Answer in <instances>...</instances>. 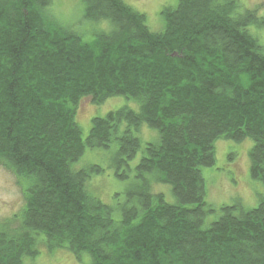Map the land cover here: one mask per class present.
Instances as JSON below:
<instances>
[{
  "label": "trees",
  "instance_id": "trees-1",
  "mask_svg": "<svg viewBox=\"0 0 264 264\" xmlns=\"http://www.w3.org/2000/svg\"><path fill=\"white\" fill-rule=\"evenodd\" d=\"M80 1L87 23H107L89 41L53 0H0V165L28 181L19 213L0 221V264H34L40 246L82 264H264V195L207 224L202 174L216 141L249 140L250 177L264 184V43L252 32L264 16L239 0H177L153 31L124 0ZM114 96L138 109L93 117L83 137L81 99ZM144 124L157 140L142 143ZM113 145L110 168L132 179L119 208L87 189L101 165L73 168Z\"/></svg>",
  "mask_w": 264,
  "mask_h": 264
},
{
  "label": "rangeland",
  "instance_id": "rangeland-1",
  "mask_svg": "<svg viewBox=\"0 0 264 264\" xmlns=\"http://www.w3.org/2000/svg\"><path fill=\"white\" fill-rule=\"evenodd\" d=\"M134 9L146 16L147 25L153 31H159L163 26L160 11L164 6L175 5L177 0H124ZM245 7L257 10L259 16H264V0H239ZM53 15L58 21L69 27L80 30L83 40L93 38V32L107 28L106 22L96 25L87 23L83 19V5L80 0H53L51 6ZM93 29V30H92ZM264 43V29L252 28ZM138 109V103L134 99L123 96H114L101 104H95L90 97H84L78 104L76 122L85 137L90 129L91 120L95 116H104L111 110L120 107ZM142 143L157 140L156 130L142 125L138 132ZM251 141L243 140L234 142L231 140H218L215 142L216 163L211 167L202 168V174L206 182V200L215 208L216 212L210 214L208 224L219 215V209L223 205L239 202L244 209L257 205L261 196L264 195V184L252 179L249 174V149ZM115 151V145L109 149L86 148L82 156L74 163L73 168L79 169L91 164H98L104 168L101 174H94L87 182V189L98 196L104 203L119 208L126 201L125 190L132 179L120 180L114 170L110 168V160ZM140 152L130 162L134 166L140 157ZM28 186V181L15 176L10 170L0 165V221L11 219L19 213L23 206L22 189ZM152 191L161 192L168 201L173 200L169 185L153 182ZM39 254L31 260L34 264H82L66 250L47 252L42 246ZM86 261V258L84 259Z\"/></svg>",
  "mask_w": 264,
  "mask_h": 264
}]
</instances>
